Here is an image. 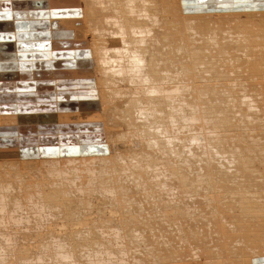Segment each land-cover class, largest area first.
<instances>
[{
    "label": "bare ground",
    "instance_id": "6f19581e",
    "mask_svg": "<svg viewBox=\"0 0 264 264\" xmlns=\"http://www.w3.org/2000/svg\"><path fill=\"white\" fill-rule=\"evenodd\" d=\"M238 1L243 0H230L228 2ZM81 2H86L87 11L85 22H83L86 25L87 50L90 52L88 53L91 56L92 74H94L91 79L92 82L86 86V90L90 91L89 94L94 95L91 98L97 101L98 106L96 105L97 107L95 106L94 109L82 110L81 106L76 104L74 111L68 112L61 110L47 114L19 113L9 115V117L0 118V127L14 124L42 126L45 123L61 125V123L82 124L84 122L86 124L93 123L95 124L94 127H102L100 121H106L108 124V143L106 141L104 143V140H102L103 142L97 140L95 142L104 144L107 150L109 148V154L105 156L91 155V157L85 155L75 156L73 154L83 153L82 149L78 147L79 151L77 152L76 149V152H68L69 158L65 160L76 161L79 159L88 162L103 160L104 163L109 160L110 167L106 165V168L101 167L102 170L105 168L106 175L102 170L103 174L97 172V174H100V179L101 175L108 176L107 179L104 178L109 182L108 189L112 185L110 188L112 194L114 191L116 194L120 193L118 191L122 190L121 183L127 187V191L125 190L127 197L124 196V191L120 193L122 196L115 194V196L125 198L121 203L122 198L116 197L115 199L114 196L113 198L120 204L113 201V204L116 203L117 207L112 205L111 207L114 206L116 210L113 207L111 211L113 210L115 213L117 208L118 212L122 209L120 215L123 217L121 218L119 215L121 221L124 218L129 221L133 219L132 222L137 221L135 223H138L140 221L144 223L142 225H145V227L140 225L141 227L134 226L135 229H133L134 223L130 221L133 231L129 230V226L125 227L128 228L129 232L131 231L132 235H128L129 232L127 234L123 230L125 227L122 228L123 232L127 234L122 232V235H126V239H129L126 240L122 236L120 237L121 233L117 232V237L114 240V237L112 238L109 233L113 231L111 234H114V227L117 226L115 224L117 221L114 223L116 226L112 224L115 214H113L114 217L112 214L109 215L111 216L108 217L109 222L103 220L106 225H102L100 222V227H104L101 228L108 236L107 238L104 237L105 235L98 236L99 222H95L97 225L95 224L93 227L89 225L87 227L85 224L87 228L83 225L82 228L77 229V220H73L76 222L74 229H76L75 231L78 232L79 236L73 237L69 234L68 229L63 230L65 232L68 230V236H64L66 240L63 238L68 242V249L67 244L64 243L65 248L62 246L63 240L61 238L63 236L60 238L57 233L56 237L60 240L54 237V242L56 240L60 244L57 246L61 248L57 252L59 254L57 256L63 258L60 262H63V264H86L85 261L88 259L85 260L84 256H88L87 258H90L88 262L96 260L100 264L111 258L114 261L113 264H119V256L123 255L126 249L128 252L136 254L134 257L136 262L141 261L142 264H151L152 262L154 264H170V259L173 261L179 259H172L171 257L169 259V256L165 254L170 250V245L173 248L174 243L176 248L177 246L182 248H179V250L185 255L177 253L181 255L180 261L183 256L184 258L189 257L188 263L186 262L188 258L186 261L183 258L186 262H183L184 264H215L213 261L218 264L220 263L219 260H216L218 250L222 253L221 255L219 252L222 258L221 261H223V258L227 261V263H224V261V264H257V262L264 264V8L190 12L186 9L183 0H81ZM81 14L83 15V13ZM79 91L81 90H77L75 93L78 94ZM223 92L224 94H222ZM201 126H205V128L202 129ZM183 129H187L189 132L185 131L186 135H184ZM99 132L101 133V131ZM204 132L205 134H203ZM217 135L221 136L224 142L221 138L220 141ZM214 136L219 141H216ZM114 137L120 138V140ZM113 140L119 148L110 144V141L112 143ZM214 142L216 144L219 142L220 148L217 145L214 146ZM221 142L223 143L221 144ZM81 143L79 144L81 145ZM109 145L111 148L108 147ZM201 152L203 155L209 154L211 158L207 156L208 159H204L205 155L202 156ZM197 153H201V155H198L204 160L201 161L202 163L199 161L200 164H193L197 159V156H195ZM193 157H196L194 161L192 160ZM216 160L219 163L216 164ZM1 161L3 160L0 159V165L9 163V161ZM19 161L24 160L19 159L17 162ZM203 161L205 162L203 163ZM92 167L93 169L96 168ZM97 168L100 169L98 166ZM30 169H34V167ZM93 169L89 172L90 174H96L94 172L96 169ZM76 171L75 176L70 174L72 177L67 175L62 178V181L58 180L68 182H57L61 190L71 186L72 181H81L82 175L78 174V170ZM94 176L90 175L89 181L87 180L89 183L86 184L92 182L93 185L96 184L98 179H95ZM54 180L52 181L55 182ZM4 182L7 181L0 178V184L5 188V190L0 191L1 196L2 194L5 196L9 191L7 186L9 184H3ZM77 182H75L77 185L80 184L78 189L76 188L78 191L79 187L85 189L81 183ZM101 184L103 183H97L96 186ZM55 185L53 184V186ZM94 187H92L93 192L97 189V187L95 189ZM182 193L184 194L182 195ZM213 193L216 195L215 197L218 196V199L220 197L222 199H214ZM163 195L171 198L176 195L179 196H176L177 201L176 197L174 198L175 204H172L174 200L169 199L172 202L171 204L174 205L173 209L170 208L171 205L168 199L170 210H165L168 209V204L161 207L162 202L166 201V198L164 200V197H161ZM171 195L175 196L172 197ZM181 195L189 201L185 200L183 204L184 200ZM180 196L183 201L179 199ZM152 197H157V200L161 197L163 199L161 205H159V202L162 199L157 204L154 201L156 198ZM82 198L84 201L87 199L86 196ZM113 198L107 197L106 201L108 202V199L112 201ZM51 199L53 200V198ZM60 203L62 205V202ZM164 207L165 209H163ZM106 209L104 208V210ZM177 215L178 218L181 217V220L189 219H184L185 215H189L192 218L191 221L195 217H197L196 219L203 217L204 219H200L202 222L206 221L204 223L206 227L208 224H212L211 228L219 238L217 240L219 244L215 243L218 245L215 246L218 247L217 257H213V261L211 258V261L209 258H207V262L204 261L205 256L208 255L206 251L202 250L207 244L202 239L205 230L200 231L202 235H200L201 233L197 235L204 242L201 251L206 254L199 253L194 249L195 247L191 248L197 232L193 231L194 235L189 227H186L192 234L190 231L188 233L194 235V238L186 231L184 233L186 232L190 237L185 236L183 232L177 234L176 231L180 229L179 225L184 222L181 221L182 223H180V219L179 221L176 220V223H180L177 224L179 229L176 228V224H172L176 228L173 227L174 233L179 236V240L175 243L174 236L171 235L173 234L172 227L169 230L167 227H170V225L165 228L163 225L166 226L167 222L168 224L173 223L166 218L167 216L175 220ZM164 217L167 222H165L166 219H163ZM52 218H55L54 215ZM162 219L165 223L163 225ZM71 223L74 222L71 221ZM92 224H94V221ZM146 224H150V226L147 227ZM55 225L58 224L55 223ZM67 225L64 224L66 227ZM123 225H125V222ZM72 226L70 227L73 228ZM96 226L97 228H95ZM194 226L190 225L192 230ZM119 227L117 226V228ZM183 227L180 230H183ZM196 227L195 229H197ZM19 228L22 229V227ZM86 229L89 230L86 234L92 233V235L89 234V238L87 235L80 236L84 230L87 231ZM206 229L210 228L207 227ZM165 230L167 232L172 230L171 234L169 232L165 233ZM184 230H186L185 227ZM141 232H143L142 235ZM208 232L210 231L208 230ZM164 233L165 235H163ZM169 234L170 236H168ZM206 236L210 237L211 234L204 235V237ZM118 237L123 238L124 243H121L125 244L128 249L127 247L124 249L121 247L122 250L120 249L118 246L120 239ZM217 237L215 238L217 239ZM199 238L198 241L201 240ZM44 239L45 237L41 242L43 247L45 245ZM3 240L0 238V264L6 262L9 258L7 252L10 249H7V244ZM29 241L27 242L29 243ZM168 241L172 242V244L168 243L169 250H167ZM197 242H195V246L200 241ZM208 242L210 244L212 241ZM131 244L134 246L132 249H130L133 247H130ZM209 244H207L208 247L213 245L214 242L211 245ZM114 246H118L120 250L114 248ZM120 246L122 245L120 244ZM17 247L19 248L18 252L23 249ZM174 248V252H179L178 248L177 250ZM198 248L200 249V247ZM15 249L13 251H16ZM209 249L211 250L212 246ZM24 250L28 251L26 254H29L30 251L27 248ZM122 251L124 253L121 254ZM170 252L173 253V251ZM223 252L226 257L223 256ZM138 253L140 255H137ZM148 254L152 255V260L148 257ZM201 254L204 255V258L202 255V260L198 258ZM214 254V251L213 254L210 253V255ZM12 255L15 259V255ZM164 255L165 258L167 256L166 260L169 259V261H162ZM128 256L129 259L132 254ZM123 257H121L122 260H124ZM17 258L19 259V256ZM65 258L66 260H64ZM56 259L58 260L57 257ZM173 261H171L172 264Z\"/></svg>",
    "mask_w": 264,
    "mask_h": 264
},
{
    "label": "rangeland",
    "instance_id": "374dc122",
    "mask_svg": "<svg viewBox=\"0 0 264 264\" xmlns=\"http://www.w3.org/2000/svg\"><path fill=\"white\" fill-rule=\"evenodd\" d=\"M81 1V0H80ZM80 8H82V12L81 13H83V15H82V17H83V21L85 22V15H86V11H87V9H86V2H81V7ZM17 82V81H16ZM23 88V86H20V85H18L17 83H16V91H17V93H22L21 92V89ZM63 88H66V86H63ZM63 88H60V89H57L56 88V93L59 95V96H61L62 98H66V96H65V94L66 93H63V91L65 90V89H63ZM200 92H202V91H200ZM228 92H230V91H228ZM53 94H55V92L53 93ZM53 94H51V96H53ZM222 94H224V92L222 93ZM39 98H41V99H47V98H49V95H45V93H41V96H38ZM54 97V96H53ZM42 107H54L53 106V104H51V103H46V104H42L41 105ZM81 106V105H80ZM4 117H9V116H4ZM4 117H1L0 116V118H4ZM101 123L100 124H102V127H99V129H100V131H101V133L100 132H95V133H97V135L95 134V133H93V136L92 137H94V138H91V140H95V139H97V140H99V141H101V142H103L102 140H104V143H105V141L108 143V138H107V123H106V121H100ZM84 123H86V122H84ZM47 124H51V123H47ZM46 123L45 124H43V125H47ZM61 124H65V123H61ZM72 124H76V123H72ZM52 125H56V124H52ZM13 127H17V129H18V133H17V135H20L19 137H18V139L20 140V145L22 146L21 148H22V150L23 151H26L27 149H29L30 151H32V149H33V147H35V146H40L39 147V151L40 152H28V154L27 153H24L23 155H20V156H11L10 158H5V159H2L3 161H1V162H5V161H9V163H5V164H3V165H0V167H2V169H0V178H3L5 181H7V182H4L3 184H9V185H7L8 186V189H9V191L6 193V195L4 196L3 194H2V196H1V194H0V238L3 240V241H5V243L7 244V249L9 250H11L12 248L14 249V248H16L15 250L16 251H13V249L11 250L12 251V253H11V251L9 250L8 252H7V256L9 257L8 258V260L6 261V262H4L3 264H22L23 262V264H35L36 262L38 263V264H58L60 261H62L63 260V258L61 257V258H59L57 255H59V254H57V252L59 251V250H61V248L59 247V246H57V245H60V244H58L57 242H56V240H55V242H54V239L56 238H58V237H56L57 236V233L59 234L58 236L61 238L62 236V240H63V242H62V246H63V248H65V244H67L68 245V242L67 241H65L66 240V238L65 237H67L68 236V230L70 231L69 232V234H71L73 237H77V235L79 236V234H78V232H76L75 230L76 229H74L75 228V221L77 220V223H79L78 224V226H77V223H76V227H78L77 229H79V228H82V226L84 225V227H86L87 225H89L90 227L92 226H94L96 223L95 222H99V228H98V236L99 235H105V233L103 232V229L101 228V227H103V226H101L100 227V224L102 223V225L104 224V225H106V221H108L109 222V220L110 219H108V217H111V216H109L110 214H112V216H113V214H115V217L112 219V220H114V222L112 221V224H113V226L115 225V224H117V226L119 227L120 225V227L119 228H117V226H116V228L114 227V234H111V233H113V231H111V233H109L111 236H112V238L114 237V240H115V238L117 237V232H119V234L121 233V235H120V237L122 236L124 239H126V235L128 234V232H129V230H131V231H133V229H135V227L134 226H136V227H141V226H144L145 227V225H142V224H144V223H141L140 221L138 222V223H135V222H137V221H134V222H132L131 220H133V219H131L130 221L132 222V223H134V224H136V225H134L133 224V229H132V223L126 218H124V222H125V225H123V221H121V218L123 217V216H121L120 215V211L122 210L121 208H120V206H119V208L121 209L119 212H118V208H117V211L116 212H118V213H114V211L112 210L111 211V208H113L114 206L115 207H117V204L119 203L120 204V202H118L117 203V200H115L116 199V197L117 198H119L120 196H122V195H120V193L121 192H123L124 191V193H125V190L127 191V187L125 186V185H123L122 183L120 184V186L122 185V187H121V189L122 190H120V191H118V192H120V193H118V194H116L115 193V191H114V193L112 194V189L110 190V188L112 187V185L109 187V189H108V186H109V182H107L106 180H105V178L107 179V177L108 176H102L101 175V179H100V174H105L106 172H105V168H106V166H108V167H110L111 166V163L109 162V160L108 161H105V163H104V161L103 160H94L93 162H88V161H81V160H79V159H77L76 161H70V160H65V159H68L69 157V153L68 152H66L65 150L64 151H62V152H57L56 150H53L52 148H47L45 145H44V142H45V140H43V141H41V140H38V135L39 134H41V132L40 131H36L37 133H39V134H33L32 132V134L30 133V135L28 136L27 135V131L26 130H24L23 128H32V130H33V128L35 127V129H36V127H38V126H36V125H25L24 126V124L23 125H16V124H14V125H12ZM177 126V125H176ZM205 128V126H201L200 128H202V129H204ZM199 128V129H200ZM84 130H90V129H86V128H84ZM184 130V131H183ZM182 130V132L183 133H185V131L188 133L189 131L186 129H183ZM35 131V130H34ZM176 131H178V130H176ZM71 134V133H70ZM98 134H100V135H98ZM114 134V133H113ZM203 134H205V132L203 133ZM95 135V136H94ZM184 135H186V133L184 134ZM202 135V134H201ZM212 135H214V134H212ZM216 136V135H215ZM215 136H214V138H215ZM217 137H218V139L221 141V139H222V137L220 136H218L217 135ZM217 137L215 138L216 139V141H219L218 139H217ZM115 139H117V140H120V138H117V137H114ZM221 138V139H220ZM96 141V140H95ZM116 141V140H115ZM215 141V140H214ZM215 141V142H216ZM222 141H223V139H222ZM214 142V143H215ZM224 142V141H223ZM223 142H221V144L223 143ZM119 143H120V141H119ZM118 143V144H119ZM219 143V142H218ZM218 143L216 144L215 143V145L214 146H219V148H220V143H219V145H218ZM110 144L111 145H114L113 147H115V146H117L116 145V143H114V140L112 141V143H111V141H110ZM108 147H110L111 148V146L109 145ZM85 149H90L88 146H85L84 147ZM116 148H119V146H117ZM77 149V148H76ZM205 150V149H204ZM203 150V151H204ZM202 151V152H203ZM116 152H117V150H116ZM201 152V153H202ZM208 152V151H207ZM62 154L61 156H59L60 154ZM68 153V154H67ZM201 153H197L195 156H197V159L195 160V158L196 157H193L192 158V160L194 161V162H196V163H194L193 161H191V162H193V164H197L199 161L201 162L202 160H204V159H208V157L210 156L208 153V155H205L206 154V151H205V156L203 155V153H202V156H204V159H201V157L198 155V154H200L201 155ZM107 154H109V148H108V150L106 149V147L104 146V144H100V146L99 147H97V148H93V150H92V148H91V150H90V152L89 151H87V152H83V153H76V154H73V155H85V156H87V157H91V155L92 156H100V155H107ZM117 154V153H116ZM71 155V154H70ZM198 156L200 157L199 159H198ZM208 156V157H207ZM44 157V158H43ZM112 157H114V156H112ZM207 157V158H206ZM83 158V157H82ZM210 158H211V156H210ZM209 158V159H210ZM24 160V161H19V162H17L18 160ZM201 159V160H200ZM216 159V158H215ZM43 160V161H42ZM83 160V159H82ZM211 160V159H210ZM38 161V162H37ZM39 161H42V162H39ZM44 161H46V162H44ZM96 161H98V162H96ZM205 161H207V160H205ZM205 161H203V163L205 162ZM102 162V163H101ZM217 160L215 161V163L217 164ZM40 163V164H39ZM45 163V164H44ZM101 163V164H100ZM107 163V164H106ZM109 163H110V165H109ZM202 163V162H201ZM219 163V162H218ZM50 164V165H49ZM55 166H54V165ZM198 164H200V163H198ZM70 165V166H69ZM106 165V166H105ZM219 165V164H218ZM92 166H94V167H96L97 168V166L100 168L99 170H98V168L96 169V171H94V172H96V174L95 173H92V174H90L89 172H91L92 170L91 169H93V167ZM31 167H34V169H30ZM101 167H105L103 170H102V168ZM107 167V168H108ZM86 168V169H85ZM95 169H93V170H95ZM76 170H78V174H80V175H82V178H80V180L81 181H84V179H85V181L82 183L81 181L79 182V180H76V181H78L79 183H81V185H83L84 186V188L85 189H82V187L80 188L79 187V191L77 190L78 189V185L80 186V184H76L74 181H72V180H70V181H72L73 183L71 184V186H67V188H65L64 190H61V188L59 187V185L57 184V182H60V183H63V182H66V183H68L66 180L65 181H63V182H61L62 181V178L64 177H66L67 175H68V177L70 176V177H72L73 176V174L74 173H76L77 174V171ZM88 170V171H87ZM101 170H102V172H101ZM65 171V172H64ZM84 171V172H83ZM99 171V173L100 174H97V172ZM107 171V170H106ZM72 172V173H71ZM88 174H87V173ZM72 176H71V175ZM85 174V175H84ZM86 174H87V176H86ZM57 175V176H56ZM91 175H95L96 177H98V178H96L95 176H94V178L95 179H98V180H96L97 181V183L98 184H100V183H103V184H105L106 185V187H104L105 185H103V184H101L100 186L99 185H97L96 186V184H86V183H89V182H87V180L89 181V179H90V177L89 176ZM106 175V174H105ZM74 176H75V174H74ZM88 177V178H87ZM105 177V178H104ZM59 178V179H58ZM54 180V179H57L55 182H53L52 180ZM83 179V180H82ZM103 179V180H102ZM58 180H61V181H58ZM102 180V181H101ZM106 182H105V181ZM18 182V183H17ZM77 182V183H78ZM95 183V182H94ZM53 184H56L55 186H53ZM87 185V186H86ZM94 187V189L97 187V189H95L94 190V192L92 191L93 189H92V187ZM108 185V186H107ZM45 186H46V188H45ZM123 186H124V188H123ZM91 187V188H90ZM125 187H126V189H125ZM77 188V189H76ZM87 188V189H86ZM99 188H101V189H99ZM106 188H107V190H106ZM124 189V190H123ZM2 190H5V188L2 186V184H0V191H2ZM110 190V191H109ZM22 191V192H21ZM62 191H63V193H62ZM99 191V192H98ZM17 192V193H16ZM75 194H74V193ZM93 192V193H92ZM96 192V193H95ZM104 193V194H103ZM123 193V194H124ZM57 194V195H56ZM83 194H84V196H83ZM86 194V195H85ZM97 194V195H96ZM115 194L116 195H120L119 197L118 196H115ZM184 193H182V195H183ZM186 194V193H185ZM212 194V193H211ZM210 194V195H211ZM22 195V196H21ZM43 195V196H42ZM51 195V196H50ZM74 195V196H73ZM110 195V196H109ZM111 195H112V197H111ZM181 195V196H182ZM213 198L215 199V198H217L218 199V196L217 197H215L216 195L213 193ZM61 196V197H60ZM85 196H86V200L84 201V199L82 198V197H84L85 198ZM108 198H113L114 196V198H113V200L112 201H110L111 199H108L109 201L107 202L106 201V199H107V197ZM125 197H127L126 196V193H125V195H124ZM172 197H174L175 195H171ZM177 197H179L178 195H176ZM175 196V197H176ZM181 196H180V200H182L181 199ZM185 196V195H184ZM187 196V195H186ZM5 197V198H4ZM41 197V198H40ZM42 197H44V198H42ZM48 197V198H47ZM66 197H68V198H66ZM71 197V198H70ZM73 197H75L74 199H73ZM103 197V198H102ZM125 197H120V201H121V203H122V201H123V199L125 198ZM161 197H164V200H165V198H166V201H163V199L161 198ZM160 197V199H162V200H160V199H158L157 200V197H152V198H156V199H154V201L157 203L159 200H160V202H159V205H161V201H163V202H165L164 204H163V202H162V205H161V207H163V206H166L167 204H168V202H167V199H168V201H169V203H170V205H171V207H170V205L168 204V209L166 208L165 209V207L163 208V209H165V210H170V208L171 209H173L172 207H174V205H172V204H175V200H174V198H171V197H167L166 195H163V196H161ZM176 197V201L178 200V198ZM183 197V196H182ZM51 198H53V200L51 199ZM60 198H62V199H60ZM188 198V197H187ZM5 199V200H4ZM39 199H40V202H41V204H40V202H39ZM48 199V200H47ZM79 199H80V201H79ZM169 199H171V201L172 200H174L173 202L174 203H172ZM220 199H222L221 197H220ZM220 199H218V200H220ZM59 200L60 202H62V205H61V203L58 201ZM72 200V201H71ZM83 200V201H82ZM140 200V199H139ZM157 200V201H156ZM184 200V201H183ZM183 204H184V202H185V200L186 201H189V199H186L185 197H183ZM8 201V202H7ZM16 201V202H15ZM65 201V202H64ZM77 201V202H76ZM106 201V202H105ZM113 201H116V205L115 204H113ZM10 202H11V204H10ZM19 202V203H18ZM44 202V203H43ZM48 202V203H47ZM80 204H79V203ZM110 202V203H109ZM111 202H112V204H111ZM4 203H6V204H4ZM26 203H28L27 205H26ZM59 203V204H58ZM75 203V204H74ZM106 203V204H105ZM109 203V204H108ZM155 203V204H156ZM172 203V204H171ZM11 205V208H10V205ZM19 204V205H18ZM43 204H44V206H43ZM71 204V205H70ZM91 204H93V205H91ZM154 204V205H155ZM158 204V203H157ZM2 205V206H1ZM6 205V206H5ZM26 205V206H25ZM41 205V206H40ZM80 205V206H79ZM82 205V206H81ZM102 205V206H101ZM112 205H114L113 207H111ZM60 206V207H59ZM96 206V207H95ZM103 206H104V208H107L106 210H104V208H103ZM156 206V205H155ZM8 207V208H7ZM35 207V208H34ZM79 209H78V208ZM84 209H83V208ZM114 207V209L116 210V208ZM170 207V208H169ZM93 208V209H92ZM100 209V210H98V209ZM22 209V210H21ZM63 211H62V210ZM89 209V210H88ZM92 209V210H91ZM7 210V211H6ZM24 210V211H23ZM28 210V211H27ZM33 210V211H32ZM45 210V211H44ZM71 210V211H70ZM75 210V211H74ZM84 210V211H83ZM96 210H97V213H96ZM104 210V211H103ZM108 210H109V212H108ZM49 211V212H48ZM101 211V212H100ZM4 212V213H3ZM10 212V213H9ZM41 212V213H40ZM65 212V213H64ZM78 212V213H77ZM104 212H105V214H104ZM49 213H50V215H49ZM70 213V214H69ZM20 214V215H19ZM60 214V215H59ZM62 214V215H61ZM73 214V215H72ZM77 214V216H75ZM79 214V215H78ZM101 214H103V215H105V216H103V215H101ZM37 215H38V217H37ZM53 215H54V217L55 218H52L53 217ZM64 215V216H63ZM83 217H82V216ZM85 215V216H84ZM91 215V216H90ZM99 215H100V217H99ZM106 215H107V218H106ZM119 215H120V217H119ZM183 215V214H182ZM181 215V216H182ZM4 218H3V217ZM8 216V218L6 219V217ZM16 216V217H15ZM68 216V217H67ZM90 216V217H89ZM103 216V217H102ZM179 216H180V214H179ZM178 215H177V218L175 219V220H173L172 218H169V216H165L166 218H168L169 219V221H171V222H173V223H170V224H168V222H167V219L164 217L163 219H166V221L165 222H167V225L165 226V225H163V219H162V225H163V227L165 228V227H167V226H169L170 225V227H167V229L169 228V230L171 229V227H172V230H173V227L175 228V226H176V228L177 229H181V227H185V229L186 230H184V227H183V230H178V231H176L177 232V234L179 233V232H183L184 233V231H186L187 233H188V231H192V233H196V238H197V241H198V238L200 237V236H198L197 234H199V233H201L202 232V230H205V231H203V237H202V239H203V241L205 242V243H207V244H209V242L208 241H212V242H210V244L209 245H211V243L213 244V242H214V244L213 245H211L212 246V251L209 249L211 246H207V244L205 245V247H204V242H202V239L201 238H199V239H201V240H199L198 242L196 241V238H194V235H195V233H194V235L192 236L191 234V231H190V233H188L189 235H191V237H193L194 238V241H193V239H192V241H193V243H194V245H193V243H192V246H191V248L193 247H195L194 249L195 250H197V251H199V253L200 252H202L201 251V249L205 252L206 251V253L208 254L207 256H205V262H207V258H209V260H210V258L212 259V261H213V257H217V254H218V257H220V258H216V260H219L220 261V263H223L225 260V258H223V261H221L222 260V258H221V255H222V253L220 252V250H218L220 253H221V255H220V253L217 251V248L215 247V246H218V245H216L218 242H217V240H219V238L215 235V233H214V231H213V228H211L212 227V224L210 223V224H208V228H210V229H208L210 232H208V230L206 229L207 227H206V224H204V223H206V221L204 220L203 222H202V218L200 219L199 217H198V219H196L197 217H195V219H196V221H197V223H196V221H194L195 219H193L192 221L190 220V219H192L191 217H189V215L188 216H184V219L185 218H189V219H185L186 220V222H185V220H181L180 218H178L179 217ZM21 217V218H20ZM29 217H32V218H29ZM79 217V218H78ZM84 217H86V218H84ZM93 217V218H92ZM205 217V216H204ZM39 218V219H38ZM76 218V219H75ZM80 218H81V221H80ZM100 218V219H99ZM120 220H119V219ZM128 218H130V217H128ZM183 218V217H182ZM9 219V220H8ZM90 219H92L93 221H94V224H92L91 225V223L93 222L92 220H90ZM173 221H172V220ZM178 219V220H177ZM179 219H180V221H179ZM204 219V218H203ZM21 220V221H20ZM51 220V221H50ZM63 220V221H62ZM73 220H75V221H73ZM99 220V221H98ZM105 222H104V221ZM176 220L177 221H179L180 223H182L181 221H184L183 222V224H187L186 226L185 225H183V224H181V225H179L180 227L178 228V223L179 222H177L176 223ZM189 220V221H188ZM200 220V221H199ZM39 221V222H38ZM56 221V222H55ZM71 221L72 222H74V223H71ZM85 221V222H84ZM92 221V222H91ZM118 223H117V222ZM128 221V222H127ZM149 221V220H148ZM31 222H33V223H31ZM101 222V223H100ZM116 222V223H115ZM120 222H122L120 225H118ZM131 224H130V223ZM188 222V223H187ZM190 222V223H189ZM12 223V224H11ZM55 223H57L58 225H55ZM115 223V224H114ZM139 223H141V224H139ZM179 223V224H180ZM193 225H195L194 226V228H193V230L191 229L192 227H190V225L191 226H193ZM199 223V224H198ZM46 224V225H45ZM64 224L65 225H67V227L66 226H64ZM72 224H73V226H72ZM85 224H86V226H85ZM130 224V225H129ZM138 224V225H137ZM151 224V223H150ZM150 224H146L147 225V227L148 226H150ZM165 224V223H164ZM172 224H176L175 226H173ZM188 224H189V226H188ZM200 224H202L203 226H205V227H203L202 225H200ZM7 225V226H6ZM10 225V226H9ZM72 226L73 228H71L70 226ZM97 225V224H96ZM141 225V226H140ZM172 225V226H171ZM31 226V227H30ZM49 226V227H48ZM61 226V227H60ZM128 227L129 228V230H128V228L126 229V227ZM196 226H199V227H196ZM200 226H202V227H200ZM10 227V228H9ZM19 227H22V229L21 228H19ZM44 227H46V228H44ZM48 227V228H47ZM62 227H64V228H62ZM70 227V228H69ZM88 227V226H87ZM86 227V228H87ZM123 227H125L123 230H125V232L127 233H125V232H123V230H122V228ZM186 227H189V229L188 228H186ZM195 227L198 229H195ZM26 228H28V229H26ZM32 228V229H31ZM95 228H97V226L95 227ZM104 228V227H103ZM107 228V227H106ZM121 228V229H120ZM131 228V229H130ZM175 228V229H176ZM199 228H200V230H199ZM202 228V229H201ZM205 228V229H204ZM13 229V230H12ZM34 229V230H33ZM45 229V230H44ZM49 229V230H48ZM51 229V230H50ZM64 229H68L67 230V232H65V231H63ZM89 229V228H88ZM101 229H102V231H101ZM118 229V231H116ZM119 229L120 230H122L121 232L119 231ZM166 229V230H167ZM188 229V230H187ZM12 230V231H11ZM24 230V231H23ZM57 232H56V231ZM87 230V229H86ZM90 230V229H89ZM89 230H87V231H83L82 233H81V235L80 236H84V235H87V237L89 236L90 237V235H92V233L90 234V233H88V234H86ZM128 230V231H127ZM165 230V233L167 232ZM169 230H168V232H169ZM171 230V231H172ZM207 230V231H206ZM212 230V231H211ZM21 231H23V232H21ZM35 232V234H34V232ZM40 231V232H39ZM44 231H46V232H44ZM54 231H55V235L53 234L54 233ZM131 231L129 232V234L128 235H130L131 234ZM170 231V232H171ZM174 231L175 230H173L172 231V233L173 234H175L174 233ZM194 231V232H193ZM201 231V232H200ZM11 232V233H10ZM30 232V233H29ZM63 232V233H62ZM116 232V233H115ZM122 232L124 233V234H126V235H122ZM144 232V231H143ZM143 232H141V235L143 234ZM167 232V233H168ZM169 232V233H170ZM186 232L184 233L185 234V236H188V237H190L189 235H187L186 234ZM206 232V233H205ZM6 233V234H5ZM9 233V235H7ZM62 233V234H61ZM145 233H147V232H145ZM165 233L163 234V235H165ZM24 234V235H23ZM43 234V235H42ZM54 236H53V235ZM64 234V235H63ZM90 234V235H89ZM171 234V233H170ZM170 234L168 235V236H170ZM173 234H171L172 236H174V239H175V243H176V241H178L179 240V236L178 235H173ZM208 235V234H211V236L209 237V236H206V237H204V235ZM1 235H3V236H1ZM11 235V236H10ZM41 235V236H40ZM52 235V236H51ZM66 235V236H65ZM115 235V236H114ZM132 235V234H131ZM183 235V234H182ZM200 235H202V233L200 234ZM10 236V237H9ZM32 236V237H31ZM51 236V237H50ZM65 236V237H64ZM102 236V238H104V237H108V236H104L103 237ZM110 236V237H111ZM150 236H151V234H150ZM157 236H159V235H157ZM176 236V237H175ZM45 237V239H44V247H43V244H41V242H43V238ZM55 237V238H54ZM86 237V236H85ZM86 237V238H87ZM88 237V238H89ZM99 237H101V236H99ZM127 237H129V236H127ZM215 237H217V239L215 238ZM32 238H34V239H32ZM53 238V239H52ZM60 238H58V240H60ZM63 238H65V240L63 239ZM119 238V237H118ZM123 238H119L118 240V242H120V244L122 245V246H120V244L118 243V246L120 247V249H121V247H122V249H124V248H126L127 246L125 245V244H123L124 243V241L122 240ZM208 238H209V240H208ZM215 238V239H214ZM9 240V242H8V240ZM11 239V240H10ZM127 239H129V238H127ZM126 239V240H127ZM150 239V238H149ZM157 239H159L158 237H157ZM205 239H207V240H205ZM211 239V240H210ZM7 240V241H6ZM25 240V241H24ZM30 240V241H29ZM33 240V241H32ZM41 240V241H40ZM47 240V241H46ZM107 240V239H106ZM109 241H110V238L108 239ZM13 243H12V242ZM27 241H29V243L27 242ZM40 242V244H39V242ZM49 241V242H48ZM191 241V242H192ZM207 241V242H206ZM108 242V241H107ZM121 242H123V243H121ZM137 242V241H136ZM195 242H197L198 244L195 246ZM11 243V244H10ZM14 243H16V244H18V245H16V244H14ZM37 243H38V246H37ZM65 243V244H64ZM172 244V242L170 243V241H168L167 242V248L169 247V244ZM216 243V244H215ZM27 246H26V245ZM30 245V247H29V245ZM34 244V245H33ZM64 244V245H63ZM200 244V245H199ZM202 244H203V247H202ZM219 244V243H218ZM12 245H13V247H12ZM23 245H24V247H23ZM33 247H32V246ZM155 245V244H154ZM176 246V244H174L173 243V248ZM16 246V247H15ZM17 246H19L20 247V249H22L20 252H18L19 251V248L17 247ZM37 246V247H36ZM40 246V247H39ZM55 246V247H54ZM116 246V245H115ZM114 246V248H118V246L117 247H115ZM131 246H133L132 244L130 245V247ZM156 246H157V244H156ZM200 247V249L198 248V247ZM213 246H214V248H216L215 250H214V248H213ZM8 247H10V248H8ZM28 247H29V249H28ZM50 247H52V248H50ZM67 247V249H68V247H69V245L68 246H66ZM155 247V246H154ZM202 247V248H201ZM25 248H27V250H29L30 252H29V254H26V252H28V251H26V250H24ZM36 248V249H35ZM43 248V249H42ZM48 248V249H47ZM132 248H134V246L133 247H131L130 249H132ZM173 248H171V245H170V250H169V248L167 249V250H169V251H167V252H170V251H173V253L172 252H170V253H165L166 255H168L169 256V259H170V257L173 259V258H179L178 259V261H177V259L176 260H171L170 259V261H169V259L168 260H166L167 259V256H166V258H165V255L163 256V258H162V261L164 260V262L165 261H169L170 262V264H172L171 263V261H173V264H174V262L175 261H177V262H175V264L176 263H180L181 261V263L180 264H184L183 262H185L186 261V259H187V263L189 262L188 260H189V257H185L184 258V254H182L181 253V250H179V248H180V246H177V248H178V250H179V252L177 251H175L174 252V250H173ZM176 248V247H175ZM174 248V249H175ZM177 248H176V250H177ZM192 248V249H193ZM57 249V250H56ZM119 249V248H118ZM119 249V250H120ZM121 249V250H122ZM127 249H128V247H127ZM130 249H129V251H130ZM180 249H182V248H180ZM205 249V250H204ZM49 252V254H48V252ZM55 250V251H54ZM207 250H209V251H211V252H207ZM44 251V252H43ZM126 249L124 250V252L122 251V252H120L121 254L122 253H124L123 255H121V256H119V264H134L135 262H136V258L134 259V257H135V255L136 254H133V253H131V252H128L127 251V253H128V255L130 254H132V257H130L129 259H128V255H127V253H126ZM134 251V250H133ZM213 251H214V253L216 254L217 252V254H216V256H214V255H210V253H212L213 254ZM217 251V252H216ZM18 252V253H17ZM54 252V253H53ZM148 252H150V251H148ZM226 252V251H225ZM15 253H17V254H19V255H17V254H15ZM22 253V254H21ZM25 253V254H24ZM55 255H53V254ZM176 253V254H175ZM177 253H180V254H182V255H184L183 256V258H184V260H183V258H182V260L180 261V258H181V255L180 254H177ZM183 253H185L184 251H183ZM203 253V252H202ZM206 253H203V254H206ZM227 253V252H226ZM9 254H11V255H9ZM12 254H14L15 255V259H14V256L12 255ZM46 256H45V255ZM152 254V253H151ZM151 254H148L149 256L148 257H150V259H151V257H152V255ZM175 256H174V255ZM203 254H201V256L200 257H198L199 259H201L202 260V255ZM125 255H126V257H125ZM137 255H140V253H138ZM172 255V256H171ZM179 255V256H178ZM220 255V256H219ZM225 255V253L223 252V256ZM19 256V259L17 258ZM24 258H22V257ZM54 256V257H53ZM92 256V255H91ZM124 256V257H123ZM209 256H211V257H209ZM21 257V258H20ZM56 257L58 258V260L56 259ZM88 256H84V259L85 260H87V261H85V262H87L88 264H98V262H96V260H91L90 262H88L89 261V259L90 258H87ZM121 257H123L124 258V260H122V258ZM224 257H226V256H224ZM35 258H36V260H35ZM42 258V259H41ZM126 258V259H125ZM165 258V259H164ZM203 258H204V255H203ZM228 258V257H227ZM132 259H133V261H132ZM191 259V258H190ZM11 260V261H10ZM16 260V261H15ZM23 260V261H22ZM54 260H55V262H54ZM57 260V261H56ZM64 260H66V258L64 259ZM83 260V259H82ZM127 260V261H126ZM152 260V259H151ZM192 260V259H191ZM215 260V259H214ZM227 260V259H226ZM15 261V262H14ZM20 261V262H19ZM48 261V262H47ZM84 261V260H83ZM126 261V262H125ZM135 261V262H134ZM211 261V260H210ZM218 261V262H219ZM52 262V263H51ZM58 262V263H57ZM93 262V263H92ZM111 262V263H110ZM113 260L110 258L107 262L106 261H104V262H101L102 264H113ZM128 262H130V263H128ZM185 262V263H186ZM215 264H216V262L215 261H213ZM217 262V263H218ZM36 263V264H37ZM61 264H63V262H60ZM59 263V264H60ZM86 263V264H87ZM100 263V264H101ZM220 263H218V264H220ZM224 263H227V261H225ZM223 263V264H224ZM115 264H117V263H115ZM135 264H142L141 263V261L140 262H136ZM151 264H154V262H152ZM167 264V263H166Z\"/></svg>",
    "mask_w": 264,
    "mask_h": 264
},
{
    "label": "crops",
    "instance_id": "0c3cea01",
    "mask_svg": "<svg viewBox=\"0 0 264 264\" xmlns=\"http://www.w3.org/2000/svg\"><path fill=\"white\" fill-rule=\"evenodd\" d=\"M228 1L183 0L190 12L264 8V0ZM80 7V0H0L1 117L74 111L76 104L81 105L82 110L98 106L97 101L91 98L94 95L86 90L94 74ZM16 83L23 86L22 93H17ZM56 88L65 89L66 98L59 96ZM77 90L81 91L76 94ZM41 93L49 95V98H39ZM46 103L54 107L41 106ZM94 126L93 123L47 124L33 130L29 127L23 129L28 136L31 132L36 135L39 134L36 131H40L38 140H45L44 145L57 152H78V147L87 152L100 146L95 142L97 139L90 140L94 138L93 133L100 131ZM17 133V127H0V159L40 152V146L33 147L32 151H23ZM85 146L90 149H85Z\"/></svg>",
    "mask_w": 264,
    "mask_h": 264
}]
</instances>
